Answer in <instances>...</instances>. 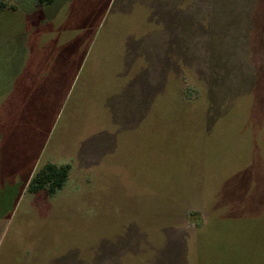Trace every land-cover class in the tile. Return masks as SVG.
I'll return each mask as SVG.
<instances>
[{
  "label": "rangeland",
  "instance_id": "obj_1",
  "mask_svg": "<svg viewBox=\"0 0 264 264\" xmlns=\"http://www.w3.org/2000/svg\"><path fill=\"white\" fill-rule=\"evenodd\" d=\"M0 2V264H264V0Z\"/></svg>",
  "mask_w": 264,
  "mask_h": 264
},
{
  "label": "trees",
  "instance_id": "obj_2",
  "mask_svg": "<svg viewBox=\"0 0 264 264\" xmlns=\"http://www.w3.org/2000/svg\"><path fill=\"white\" fill-rule=\"evenodd\" d=\"M54 0H37L38 4L51 3ZM5 4L0 2V8H4ZM70 171L69 164H55L47 162L40 167L29 179L27 190L37 192L46 189L49 194L55 193L61 189L66 181Z\"/></svg>",
  "mask_w": 264,
  "mask_h": 264
}]
</instances>
